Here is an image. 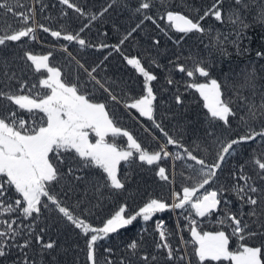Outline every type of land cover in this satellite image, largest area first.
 Listing matches in <instances>:
<instances>
[{"label":"snow or ice","instance_id":"obj_1","mask_svg":"<svg viewBox=\"0 0 264 264\" xmlns=\"http://www.w3.org/2000/svg\"><path fill=\"white\" fill-rule=\"evenodd\" d=\"M58 3L66 6L59 19L72 10L77 19L87 22L73 31H67L64 25L52 29L36 20L35 7H27L22 0H0V16L11 15L20 25L13 29L0 19V47L10 42L36 41L38 30H42L57 41L67 42L61 51L68 65L65 68L51 63V51L40 55L24 51L20 59L28 62L26 67L33 73L40 74L38 81L30 82L23 68L19 73L9 71L7 59L0 69V264H58L57 256L52 255L56 241L46 239L49 225L45 221L52 216L79 230L85 238L88 264H99V241L137 222L154 224L153 232L158 236L154 253L162 252L166 264H193V259L197 264H264V86L257 87L261 77L255 66L245 72L242 80L229 83L212 76V64L205 58L190 55L186 59L192 61L191 67L179 63L180 55L169 60L172 67L166 83L176 85L173 73L183 74L190 81L186 89L194 90L203 100L209 125L206 137L215 148L210 162L206 156L195 154L208 153L207 146L201 148L194 142L195 147L189 149L157 117L153 82L158 76L152 67L162 65L155 57H147L145 63L139 55L122 53L125 42L150 22L165 35L183 34L176 39L169 35L176 47H182L188 35L197 34L205 49L221 57L231 55L229 47L239 55L246 54L249 45L244 41H251L250 31L264 27V0H208L198 7L189 0H135L132 5L127 0H109L99 12H87L75 0ZM33 4L40 5L41 13L48 7L43 0H33ZM120 6L131 11L130 18L135 23L124 31L118 43L93 44L82 35L99 18ZM114 28L119 32L118 27ZM100 35L107 37L108 33ZM159 44L160 40L153 37V47L158 49ZM71 45L97 51L109 49L104 60L113 52L121 53L126 64L142 77V93L133 95L127 84L119 93L115 91V81L99 76L104 61L89 66L69 51ZM256 57L264 59V52L257 51ZM198 78L205 82H198ZM96 93L106 99L97 101ZM175 102L183 103L181 95L175 96ZM120 108L130 116L134 111L161 134L163 142L153 136L157 150L146 149L121 125ZM218 122L233 135L225 138L218 133ZM119 138H126V147L117 143ZM252 144L259 148H252L249 160L230 172L232 183L220 184L218 174L223 165ZM169 146L177 150L169 151ZM165 160L173 162V172L176 161L183 162L188 172L187 176L181 172L182 182L178 189L172 187L168 199L147 195L135 208L126 200L109 212L102 226L91 222L113 198L127 196L135 200V194L129 192L127 173H121L122 165L131 168L139 162L154 166L161 181L175 185V176L161 166ZM229 196L235 198V210ZM166 212L177 214L174 230L166 226ZM212 216L217 217L220 230L204 231L196 218ZM185 231L190 239L184 238ZM147 233L148 228L143 227L139 238L129 240L125 245L127 255L120 258L119 264H154L160 259L143 251ZM173 236L180 241L176 247L171 242ZM257 239L258 245L251 243ZM105 253V264H117L112 258L113 249L105 248Z\"/></svg>","mask_w":264,"mask_h":264},{"label":"trees","instance_id":"obj_2","mask_svg":"<svg viewBox=\"0 0 264 264\" xmlns=\"http://www.w3.org/2000/svg\"><path fill=\"white\" fill-rule=\"evenodd\" d=\"M44 4L48 5L44 9L43 13L40 12V5L33 4V0H22V3L27 7L36 8V20L40 24H44L52 29H59L62 25L66 27L67 31H73L78 29L82 22L86 23L83 18L77 19L76 14L72 10L68 11V16L63 19H59L62 6L58 3V0H43ZM75 2L85 9L87 12H99L109 0H75ZM132 5L135 0H127ZM207 3L208 0H189V3L199 6L201 3ZM26 10L25 9H21ZM183 10V9H177ZM48 17H52L49 20ZM131 11L125 9L122 6L114 7L110 10L109 14H105L104 17L99 18L93 23L92 28L82 35L90 40L93 44H99L100 42H106L109 44L118 43L119 38L125 30L130 26H134V19H131ZM0 19L4 20L5 26L10 24L13 29L19 27L18 21L11 15L0 16ZM251 19V17H249ZM213 24L212 21L208 22ZM114 25L119 28V32L116 31ZM216 28L224 29L219 24H213ZM103 32H107L108 36L103 37L100 35ZM172 36L173 39L182 36L183 34L169 32L167 35L161 33L153 24L145 22L143 30L138 31L122 46L123 55L137 56L145 59L147 63V57H155L161 68L152 67L154 73L158 76V80L154 81V91L157 93V117L162 121L166 130L170 134L176 136L178 139L182 138L183 143L189 149L195 147V143H200L201 148L207 146L209 148L208 153L197 152L195 154L204 155L211 162L214 159L215 148L211 145L209 138L206 137V130L208 128V114L207 110L203 108V100L199 97L198 93L194 90H187L185 85L189 81V78L178 72L173 73V79L177 81L176 85H168L166 83V77L169 75V69L172 67L169 65V60L174 59L177 55H180L181 59L179 63L185 64L188 67L192 66V61L186 59L190 55L197 58H205L212 64V76L220 81L227 79L229 83L234 80H242L245 72H250L255 66L257 69V75L261 79L257 80V87L264 86V59H258L256 57L257 51L264 52V27H255L249 33L252 37L251 41H244L245 45H249V52L243 55L236 53L235 49L229 47L230 56L221 57L219 54L212 52L210 49H205L204 45L200 43L201 37L197 34H190L183 40L182 47H176L173 44V40L168 37ZM36 41H27L26 43H12L10 42L7 47H0V69L3 67V61L7 59L9 61L8 70L11 72L19 73L23 68L27 73V76L31 78L30 82H36L40 78V74H35L30 68L26 67L25 61L20 59L23 56L24 51H31L34 54H47L53 52L54 58L51 60L56 66L67 67V61L61 51V46L66 44L62 40L57 41L52 38L49 33H44L42 30H38ZM155 37L160 40L159 48H155L152 45V38ZM205 43L208 40L205 38ZM69 51L73 52L81 62L86 63L89 66H95L104 61L101 69L99 70V76L102 78L110 79L116 83L113 85L115 91L119 93L120 88H123L125 84L128 85L133 95H139L142 93V77H140L131 66L126 64L121 53L113 52L108 56L107 60L104 57L108 55L109 49L103 51H97L95 48L80 49L77 45H71ZM75 67V65H71ZM198 82H205L203 78H198ZM119 85V87H117ZM181 95L183 101L182 104H176L175 96ZM231 95V92H229ZM250 95V93H245ZM95 99L97 101H103L105 96H101L96 93ZM259 101V96L256 97ZM118 115L120 116L121 125L130 130L146 149L157 150V142L153 136L158 137L160 142H163L161 134L151 128V123L144 118H138V114L134 111L131 116L127 114L123 108H120ZM236 122H233V128H235ZM148 129V130H146ZM218 133H223L225 138L233 135L232 132H228L222 127V123L218 122L216 125ZM121 146L126 147V138H119L117 140ZM252 148H259L258 144H252L247 148L241 149V154L229 158V162L223 165V171L219 173L220 184H231L230 172L237 168L239 163H244L250 158V151ZM173 146H169V151H176ZM182 151V150H181ZM211 153V154H209ZM183 162H175V170L173 172V162L171 160H165L161 162V166L166 167L170 173L175 176V185L166 184L161 181L155 174L156 169L154 166L142 165L139 162L131 168L122 165L121 173H127L128 175V188L130 194H135V200L128 199L127 196L113 198L102 212L97 213L92 218L91 222L96 226H102L101 221L107 217L109 212L115 210L119 203H124L126 200L132 208H135L142 202L147 195L159 196L161 198L168 199L172 187L179 188L182 177L181 172L187 176L188 172L182 166ZM251 165L245 170L248 171ZM227 195V194H226ZM229 199L233 200L232 208L235 210L236 203L233 196H229ZM71 203V202H69ZM247 211V209H245ZM45 215H49L45 213ZM163 219L166 226L170 230L175 229L174 213L166 212L163 214ZM200 221L201 227L204 231H216L220 230V226L216 223L217 217L211 218H196ZM49 225V232L46 239L49 237L56 241V249L53 250L52 255L57 256L58 264H88L86 257V244L85 238L79 235V230H76L70 224L57 220L55 216L45 221ZM143 227L148 228V233L145 234V245L143 251L151 255L155 254L158 259L154 264H166L162 259L163 253H154L155 240L158 236L153 232L154 224L149 223L144 225L143 222H137L134 226H130L126 230H121L119 234H112L108 239L99 241L96 250V256L99 264H105V248L113 249L112 258L117 261L121 257H126L125 245L130 239L139 238L138 234L141 233ZM185 239H190L189 234L185 231L183 233ZM174 247L178 246L180 241L176 236L171 240ZM251 243L259 244V239L252 241ZM235 247V240L231 242ZM183 251V249H181ZM189 253L191 248L188 249ZM46 259L50 260L51 257ZM138 264H143L142 261ZM193 264H197V261L193 259ZM216 264V262H212ZM227 264V262H223Z\"/></svg>","mask_w":264,"mask_h":264}]
</instances>
